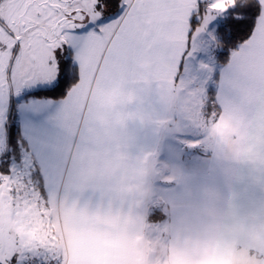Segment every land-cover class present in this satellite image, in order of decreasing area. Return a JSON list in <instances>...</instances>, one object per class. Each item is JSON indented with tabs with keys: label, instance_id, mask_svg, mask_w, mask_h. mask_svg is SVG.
<instances>
[{
	"label": "snow or ice",
	"instance_id": "6c2138e0",
	"mask_svg": "<svg viewBox=\"0 0 264 264\" xmlns=\"http://www.w3.org/2000/svg\"><path fill=\"white\" fill-rule=\"evenodd\" d=\"M114 96L168 117L177 149L264 116V0H0V203L79 179ZM54 248L0 235V264H63Z\"/></svg>",
	"mask_w": 264,
	"mask_h": 264
},
{
	"label": "crops",
	"instance_id": "0c3cea01",
	"mask_svg": "<svg viewBox=\"0 0 264 264\" xmlns=\"http://www.w3.org/2000/svg\"><path fill=\"white\" fill-rule=\"evenodd\" d=\"M102 103V136L82 175L57 183L43 200L44 233L63 234L65 264H150L161 250L168 264L254 262L264 248L256 226L245 223L253 209L264 213V195L252 174L257 152L250 129L256 117L215 126L207 144L201 139L199 149L188 151L175 147L186 142L174 138L176 128L163 113L121 112L118 96ZM16 119L20 130L24 114ZM230 139H236L231 150ZM185 151V157L173 156ZM161 156L170 160L163 167L171 171L167 180ZM150 200L163 215L155 222ZM226 207L243 214L226 220Z\"/></svg>",
	"mask_w": 264,
	"mask_h": 264
},
{
	"label": "rangeland",
	"instance_id": "374dc122",
	"mask_svg": "<svg viewBox=\"0 0 264 264\" xmlns=\"http://www.w3.org/2000/svg\"><path fill=\"white\" fill-rule=\"evenodd\" d=\"M17 124V119H16ZM248 130L246 131V142L249 143V134ZM199 135V133H197ZM250 136H251V148L255 149L256 153V163L257 167L255 170H252V174H254L255 171V178L257 181V193L264 195V116L256 117L255 122L251 121V129H250ZM209 140V139H208ZM206 135L203 136L202 141H206V144L208 143ZM181 142V141H179ZM201 142V140H200ZM200 142L197 149L200 148ZM227 148L228 149H234L233 146L236 143V139H230L227 142ZM245 144V143H244ZM232 147V148H231ZM184 149V148H183ZM192 149H188L190 151ZM195 150V149H193ZM174 154V153H173ZM191 154V153H189ZM228 154H231L228 152ZM193 155V154H192ZM173 156L178 157H185L184 152L178 154H174ZM172 156V160L174 157ZM260 159L262 162H260ZM162 160V156H161ZM189 160V157L187 158ZM167 161H170L168 158L165 160H162L161 164V174H165L164 179H170L167 173H170L171 171H168L167 169H163ZM170 176V175H169ZM254 178V177H253ZM149 207L148 211H152L151 214H153L154 209H159L157 206L156 201H149L148 202ZM264 204V203H263ZM44 201H37L35 197L31 198V202H22L18 204L15 208L12 207V204L10 201L5 200L4 202L0 203V235L3 236L5 241L9 244H11L14 240H21L26 244H32V245H41L49 244L54 245V251L58 256L62 258L63 264L66 263L65 259V248H64V236H62V233H56L52 235H46L44 233V229L46 226L44 225V220L42 219L41 214L44 210ZM147 209V208H146ZM226 220L227 218L231 220V222H234L232 220V217H234V214L242 215L243 212L240 210H234L232 209L231 212H229V208L226 207ZM164 211V210H163ZM156 213V212H155ZM158 216V220L161 218V213H156ZM150 215V214H149ZM163 216V215H162ZM151 220V219H150ZM164 220V219H163ZM245 223L249 226V224H252V228L254 229V225L256 226V238L257 240H260L264 242V213H261L258 210H254L250 213H248V217L245 220ZM52 236V237H51ZM160 238L164 239L165 236L162 235L159 236ZM55 239V240H54ZM53 241V242H52ZM163 243V240L161 241V244ZM159 244V243H158ZM264 245V243H263ZM161 255L164 253V251L161 250ZM158 257L156 261H151L150 264H168V261L164 256ZM264 264V248L261 247V249H258L257 258L254 262H251L250 264Z\"/></svg>",
	"mask_w": 264,
	"mask_h": 264
},
{
	"label": "trees",
	"instance_id": "16d2710c",
	"mask_svg": "<svg viewBox=\"0 0 264 264\" xmlns=\"http://www.w3.org/2000/svg\"><path fill=\"white\" fill-rule=\"evenodd\" d=\"M16 129H17V132H19V126H18V123L16 124ZM16 138H19L18 136ZM150 219L151 221L155 222L157 219H158V216L155 212H153V214H150Z\"/></svg>",
	"mask_w": 264,
	"mask_h": 264
}]
</instances>
